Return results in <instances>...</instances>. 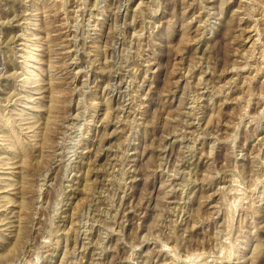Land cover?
<instances>
[{"label": "rangeland", "instance_id": "rangeland-1", "mask_svg": "<svg viewBox=\"0 0 264 264\" xmlns=\"http://www.w3.org/2000/svg\"><path fill=\"white\" fill-rule=\"evenodd\" d=\"M0 264H264V0H0Z\"/></svg>", "mask_w": 264, "mask_h": 264}]
</instances>
